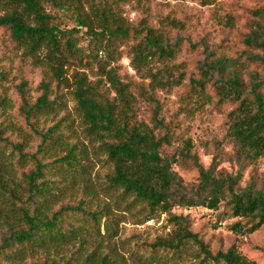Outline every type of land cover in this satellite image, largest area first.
I'll use <instances>...</instances> for the list:
<instances>
[{
	"label": "rangeland",
	"instance_id": "obj_1",
	"mask_svg": "<svg viewBox=\"0 0 264 264\" xmlns=\"http://www.w3.org/2000/svg\"><path fill=\"white\" fill-rule=\"evenodd\" d=\"M85 1L89 10L91 0ZM105 1L123 14L135 29H163L175 47L170 59L156 57L136 68L130 54L131 47L120 44L118 49L123 55L112 65H117L124 81L131 84L141 121L154 126L156 102L140 96V88L159 102L158 116L170 125L172 134V142L164 145L161 152L175 157L173 169L184 189L193 193L198 186V162L205 168L213 166L216 175L238 177L239 189L264 192V157L251 160L240 152L229 135L228 121V113L238 102H222L218 93L220 84L235 76L241 80L246 94L251 93L254 83H264V65L256 58L263 54V50L255 41L251 42L255 32L262 31L260 27L264 25V0H217L210 5H203L200 0ZM6 8L7 4L0 0V17ZM56 13L61 28L75 29L74 36L82 54L95 56L99 53L100 58L106 57L104 51L98 52L87 29L79 26L70 12ZM172 21L175 22L171 24ZM47 53L46 48L35 53L25 51L15 43L10 30L0 26V134L10 143L22 144V151L28 154L27 158H22L12 145L3 148L5 142L0 143V152H4L0 155V173L5 178L23 181L25 173L35 170L31 155L37 152L42 142L34 127L45 132L60 122L66 128V144L52 150V157L44 162L65 155L66 146L76 143L82 147L87 170L74 176L65 172L64 176L74 178V181L62 186L63 192L56 194L50 210L83 204L91 211L102 210L104 214L101 234L86 235L88 238L83 244L73 240L53 246L49 254L63 264L83 262L94 251L97 257L108 255L120 264H197L202 259L197 245L187 246L185 253L174 260L167 259L163 251L158 253L160 261L150 258L153 249L150 245L159 238H167L173 230L169 214L158 209L151 212L145 204L108 188L106 180L114 171L113 162L103 152L98 139L86 129L87 124L72 94V77L69 76L66 84L58 85L52 64L44 59ZM219 60H224L222 66L216 64ZM80 67L79 59L71 55L65 68L72 71ZM83 69L93 78L98 66ZM159 69H165L174 79L171 85L157 87L152 82L148 72ZM44 81L51 82L50 98L58 94L59 101L50 112L28 116L24 100L35 103L43 94L41 85ZM257 90L264 94V89L257 87ZM157 132L164 134L166 129ZM1 193L3 215L14 213L15 209L10 207L15 200H8L9 197ZM172 211L188 217L191 230L199 234L212 253L226 252L235 244L245 256L264 264V224L251 233L235 231L234 223L240 221L244 227H250L254 221L249 217L233 216L228 199L223 200L217 209L204 205H175ZM107 218L115 226L112 235L105 230ZM72 220L76 222V216H72ZM43 254H29L15 264H36L43 260Z\"/></svg>",
	"mask_w": 264,
	"mask_h": 264
},
{
	"label": "trees",
	"instance_id": "obj_2",
	"mask_svg": "<svg viewBox=\"0 0 264 264\" xmlns=\"http://www.w3.org/2000/svg\"><path fill=\"white\" fill-rule=\"evenodd\" d=\"M216 1L200 0L203 5ZM4 3L7 8L0 17V26L10 30L15 43L30 53L46 48L48 53L44 59L52 64L58 85L66 84L69 76L72 77V94L87 124L86 129L98 139L103 152L114 165L113 173L106 180L108 188L119 190L120 195L145 204L151 212L158 209L169 214L173 230L167 238H159L150 245L153 247L150 258L160 261L158 253L163 251L167 259L174 260L185 253L187 246L197 245L199 257L202 256L197 264H260L245 256L235 244L226 252L212 253L199 234L191 230L188 217L173 213L172 209L175 205H204L217 209L223 200L228 199L233 216L249 217L254 221L250 227H244L238 221L232 225L233 229L251 233L264 224V192L251 188L239 189L238 177L216 175L213 166L205 168L197 162L200 182L193 193H188L173 169L175 157L161 152L164 145L172 142V134L170 125L158 116L159 102L140 88V96L156 102L154 126L141 121L136 112L137 97L131 84L124 81L118 66L112 65L123 55V51L118 49L120 44H129L136 68L143 67L149 59L156 57L170 59L175 47L171 45L166 32L154 27L133 28L123 14L115 11L105 0H91L89 10L85 0H3ZM58 11L70 12L78 25L87 29L98 52L104 51L106 57L100 58L99 53L95 56L82 54L74 36L75 29L61 28L57 21ZM260 30L255 32L251 42L255 41L262 48L263 54L256 58L264 65V25ZM133 40L136 42L131 44ZM71 55L79 59V69L69 71L65 68ZM223 61L219 60L216 64L222 66ZM94 65L98 69L92 78L83 68ZM148 76L157 87H167L174 82L165 69L149 71ZM199 83L204 86L202 81ZM41 86L43 94L35 103L29 104L24 100L28 116L50 112L59 101L58 94L50 98L51 82L44 81ZM257 87L263 90L264 83H254L251 93L246 94L237 76L218 87L222 102H238L228 113L229 135L240 152L251 160L264 157V94ZM161 128L166 129L164 134L157 132ZM34 130L42 138L37 152L31 155L35 170L25 173L23 181L8 176L5 178L0 173L1 194L8 196V200H15L10 207L15 209L14 213L3 215L0 210V264L22 262L29 254L40 252H44L43 260L36 264H63L49 254L50 248L73 240L83 244L88 238L86 235L95 232L101 234L102 210L91 211L83 204L50 210L56 194L63 192L62 186L74 181V178L64 176L65 172L74 176L87 170L82 147L76 143L67 145L65 155L44 162L52 157V150L66 144V128L59 122L45 132L35 127ZM2 142H5L3 148L10 144L19 151L20 157L27 158L22 144L10 143L0 134ZM2 154L4 152H0ZM72 216H76V222ZM104 225L107 234L112 235L116 231L110 219H105ZM78 264L120 263L108 255L97 257L94 251Z\"/></svg>",
	"mask_w": 264,
	"mask_h": 264
}]
</instances>
